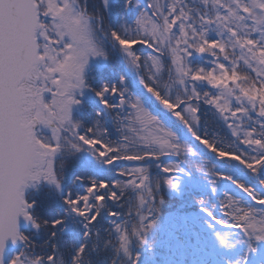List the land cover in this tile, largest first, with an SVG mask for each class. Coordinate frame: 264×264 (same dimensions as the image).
I'll use <instances>...</instances> for the list:
<instances>
[{
    "label": "snow or ice",
    "instance_id": "snow-or-ice-1",
    "mask_svg": "<svg viewBox=\"0 0 264 264\" xmlns=\"http://www.w3.org/2000/svg\"><path fill=\"white\" fill-rule=\"evenodd\" d=\"M0 264H264V0H0Z\"/></svg>",
    "mask_w": 264,
    "mask_h": 264
}]
</instances>
